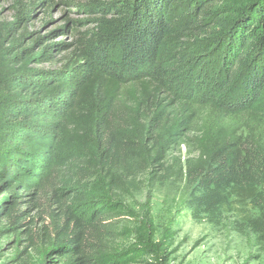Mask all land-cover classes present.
Listing matches in <instances>:
<instances>
[{
	"label": "trees",
	"instance_id": "1",
	"mask_svg": "<svg viewBox=\"0 0 264 264\" xmlns=\"http://www.w3.org/2000/svg\"><path fill=\"white\" fill-rule=\"evenodd\" d=\"M80 1L94 28L60 70L29 69L55 58L0 13V137L23 156L0 160V222L35 248L34 214L54 207L51 264H170L126 225L121 193L147 173L264 253V0Z\"/></svg>",
	"mask_w": 264,
	"mask_h": 264
},
{
	"label": "rangeland",
	"instance_id": "2",
	"mask_svg": "<svg viewBox=\"0 0 264 264\" xmlns=\"http://www.w3.org/2000/svg\"><path fill=\"white\" fill-rule=\"evenodd\" d=\"M40 4L42 0H0L1 17L5 21L24 23L29 34L45 42V49L37 55L43 50L41 56L51 53L55 58L53 62H31L29 69L60 70L67 64L79 36L93 30L95 17L80 9L86 5L85 1L54 0L47 10L40 8ZM48 45L51 48L46 49ZM54 45L61 47L60 53L53 50ZM35 46L33 41L30 47ZM257 107L264 110V100ZM3 136L0 137V160L6 159L5 165H10V158L23 156L13 154ZM89 184L100 188L97 180ZM188 193L185 183L155 181L147 173L128 179L121 197L130 209L126 225L133 230L131 242L139 232L149 234L167 248L164 254L170 258V264H264V253L251 231L236 232L228 220L215 226L206 220L194 219L186 206ZM8 196L1 194L0 201ZM53 210L54 207L49 213L41 211L33 215L36 224L32 230L40 241L35 248H27L24 235L17 229L9 230L11 225L5 221L0 222V264H51L46 257L49 244L41 234L52 226Z\"/></svg>",
	"mask_w": 264,
	"mask_h": 264
}]
</instances>
